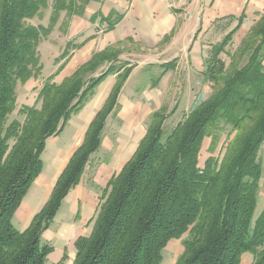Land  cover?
Wrapping results in <instances>:
<instances>
[{
    "label": "trees",
    "instance_id": "obj_1",
    "mask_svg": "<svg viewBox=\"0 0 264 264\" xmlns=\"http://www.w3.org/2000/svg\"><path fill=\"white\" fill-rule=\"evenodd\" d=\"M102 1L0 0V264H46L54 249L43 246L41 236L100 149L107 118L129 77L130 69L119 75L50 199L28 229L18 231L13 217L42 172L47 140L60 134L115 72L110 65L94 75L118 52L108 48L95 54L57 84L56 74L80 47L67 43L55 59V65L62 63L56 74L43 79L40 107L24 106L19 110L24 120L10 121L17 109V87L42 77L41 43L58 26L67 34L72 18L83 17L91 3ZM49 10L48 26L29 23L43 20ZM98 17L93 15L91 22ZM244 18H228L237 19V27L212 49L205 75L210 96L168 135L167 109L151 115L136 153L102 190L91 234L76 240L71 264H162L163 251L174 240H182L183 246L176 264H241L246 254L253 256L252 264H264V208L256 216L263 177L264 15L234 53L226 52ZM207 139L209 156L201 167ZM67 260L65 255L59 264Z\"/></svg>",
    "mask_w": 264,
    "mask_h": 264
},
{
    "label": "crops",
    "instance_id": "obj_2",
    "mask_svg": "<svg viewBox=\"0 0 264 264\" xmlns=\"http://www.w3.org/2000/svg\"><path fill=\"white\" fill-rule=\"evenodd\" d=\"M243 14L244 21L226 48V52L230 53V45L234 42L236 51L255 22L264 15V0H182V3H176L175 0H103L101 3H91L83 17L72 18L67 34L59 32L58 26L52 34L55 37L57 32L58 37L63 35L62 49L57 57L69 42L80 47L71 51L70 59L58 74L56 72L62 63L55 65V71L46 75L50 77L56 74L55 83L60 84L71 77L95 54L108 48L116 49L118 57L106 63L94 75H102L110 65L116 70L96 88L95 94L85 106L69 119L63 131L47 140L42 154L45 165L43 163L41 174L32 184L13 217L15 228L24 232L34 217L42 211L59 178L84 143L92 122L111 96L119 75L130 69L129 77L119 91L117 103L109 114L103 131L105 134L112 118L117 120L119 124L116 127L117 135L112 137L114 142L110 143L113 150L115 149V164L112 166L111 161L101 162L99 167L91 169L93 179L89 181L86 177H89L92 156L81 182L65 198L52 224L53 228L58 227V237H61L63 243L60 262L66 255L68 260L65 264H71L76 255L74 247L76 240L91 234L100 205L99 189L104 190L111 178L132 159L147 134L152 114L163 108L167 109V114L170 115L168 118L175 114L176 109L168 113L167 104L160 103L159 99L180 90L176 83L199 80L209 87V90L201 89L202 93L206 91L211 94L210 84L205 76L207 61L212 55L213 47L221 43L238 25L237 19L229 21L228 18H239ZM93 15L99 16L94 23L91 22ZM109 17V21L105 22ZM225 22H229V25L223 28ZM222 58L227 63L230 62L227 54L223 53ZM145 73L153 75L154 81L152 84L138 87L143 78L141 76ZM45 77L42 75L43 79ZM133 80L135 84L130 86ZM34 82L35 79H31L22 87L30 89ZM128 89L131 92L126 94ZM133 90L137 92L132 93ZM209 93L206 94L208 96H204V100L210 96ZM197 95L202 96L201 93ZM186 96L192 97L194 93ZM71 128L74 134L65 140ZM103 144L105 148L104 140ZM111 151L108 153H112ZM259 158L262 162L264 159L262 151ZM263 181L264 171L260 194ZM47 233L48 231L45 234ZM172 242L176 241H171L170 244ZM182 252L183 246L177 251V257L171 261L172 264H176ZM245 257L247 258L244 256L241 264H244Z\"/></svg>",
    "mask_w": 264,
    "mask_h": 264
},
{
    "label": "rangeland",
    "instance_id": "obj_3",
    "mask_svg": "<svg viewBox=\"0 0 264 264\" xmlns=\"http://www.w3.org/2000/svg\"><path fill=\"white\" fill-rule=\"evenodd\" d=\"M50 13H51L50 10L47 11L45 13L46 16L43 20L36 18L33 21H30L29 23L34 25V26H40V25L48 26ZM225 25H229V22H225L222 27L224 28ZM52 34L50 35L49 39L42 42L40 47H39L40 53L43 56L41 61L44 65V70H43V76L44 77L46 75H50V72L53 73L55 71V69H56L55 64H54L55 57H57L59 55V53L62 49L61 44L63 43V41H62L63 35L58 37L59 33L57 32L56 33L57 38H56L55 36H52ZM234 48H235V43L233 42L230 45L229 52L230 53L234 52L235 51ZM130 58L132 59V57H130ZM226 59H227V61H229L228 58H226ZM147 73H149V72H147ZM147 73H145L144 75L141 76L143 78H141V82H139L138 87L140 85L145 86L148 84H152V81H154L153 80L154 76L153 75L152 76L146 75ZM47 77L48 76L45 77V80L47 79ZM146 78H148V80ZM42 81H43V78L39 77L37 80H35V82L32 84V88H30V89H25L22 87V85H18V87H17V96H18L17 97V109L15 110V112L10 117V121H13V120L23 121L24 120V116L19 114V110L21 109L22 106H25V105L33 106V105H35L37 107H40V103H38L36 101V99H37L38 91L42 87V84H43ZM134 84H135V82L133 80V82L130 84V86H133ZM176 85L178 88H180V90L172 92L171 96L159 99L160 103L167 104L168 113H170L172 110L176 109L175 114L172 117L168 118L165 122L164 131H165L166 135L170 134L171 131L176 127L177 123H179L183 119V117L187 113H189L194 106H196V104H198L200 101L204 100V98L206 96H208L206 94L209 93V92L206 93V91H204V93H202L203 89L209 90V87H207L205 85V82H202V80L195 81V82H193V81L192 82H179V84L176 83ZM129 89H131V88H129ZM129 89L126 91V94L129 93V91H130ZM190 89H192V91H189ZM201 89H202V91H201ZM136 92H137V90H133L132 93H136ZM189 93L190 94L194 93V96H192V97L186 96ZM197 93H201L202 96L199 97L197 95ZM118 125L119 124H118L117 120L112 118L108 124V127L105 131V134L103 133V140L105 141V148H104V144L102 142V145H101L102 148L100 147L98 152H96V154H94L92 157L91 165L89 166V169H90L89 177H86L89 181H91L93 179V175H92L93 171H91V169H94L97 166L99 167L101 162L111 161L110 164L112 166L115 164V162H116L115 149L113 150V145H111L110 143L114 142L112 137L117 135V128L116 127ZM72 131H73V128L69 129L67 136H65V140L69 139L71 134H74V131H73V133H72ZM224 140H225V136L223 138V141ZM209 143H210V139H207L204 143L203 151H202L201 159H200V166L201 167H202V162L204 161V159H206V157L209 156L208 153H205V151L207 152V149L209 147ZM108 151H111L112 153H108ZM219 151H220V147L217 151V154L219 153ZM261 151H262L263 158H264V145L262 146ZM113 155H114V158H113ZM43 157H44V155L42 156V161L45 165ZM263 162H264V159L261 162V164L264 168ZM263 171H264V169H263ZM93 188H96V187H93ZM99 190L102 192L103 189H99ZM260 197H261V199L259 200V203H258L256 216H258L261 213L262 209L264 208V181L262 182V192L260 194ZM47 231H48V233L45 234ZM47 231H45L41 236V244L43 246L50 245L53 248H55V250H54V253H52L51 256L48 257L46 264H57L58 262H60L59 258H60V254L62 253L63 243L61 242V237H58V235H59L58 227L53 228L51 225V227ZM174 241H176V242H172L170 244L169 249H167L168 248L167 247L163 251V262H162V264H172V262L177 257V251L182 249V240H179L178 242H177V240H174ZM170 250H171V252H170ZM245 256H247V258L246 257L244 258V264H251L253 262V256L250 254H246Z\"/></svg>",
    "mask_w": 264,
    "mask_h": 264
},
{
    "label": "built area",
    "instance_id": "obj_4",
    "mask_svg": "<svg viewBox=\"0 0 264 264\" xmlns=\"http://www.w3.org/2000/svg\"><path fill=\"white\" fill-rule=\"evenodd\" d=\"M176 3H182V0H175Z\"/></svg>",
    "mask_w": 264,
    "mask_h": 264
}]
</instances>
